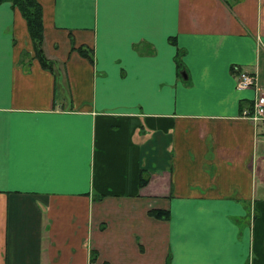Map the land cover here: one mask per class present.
Returning <instances> with one entry per match:
<instances>
[{"label":"crops","instance_id":"crops-1","mask_svg":"<svg viewBox=\"0 0 264 264\" xmlns=\"http://www.w3.org/2000/svg\"><path fill=\"white\" fill-rule=\"evenodd\" d=\"M38 2L52 70L0 2V264H264V0Z\"/></svg>","mask_w":264,"mask_h":264},{"label":"trees","instance_id":"trees-1","mask_svg":"<svg viewBox=\"0 0 264 264\" xmlns=\"http://www.w3.org/2000/svg\"><path fill=\"white\" fill-rule=\"evenodd\" d=\"M1 1H8L12 6L16 7L19 11L20 15L25 21L26 30L31 42L32 48V55L37 59L39 64L48 70H52V60L47 58L42 49V12H41V5L38 0H0ZM80 53H84V55L90 56L86 54L81 47H78ZM144 180H140L139 183H143ZM149 214L156 216V217H167L166 210L160 209H151L148 211ZM95 258V254L92 252L89 257V262H92ZM106 264V263H104Z\"/></svg>","mask_w":264,"mask_h":264},{"label":"built area","instance_id":"built-area-1","mask_svg":"<svg viewBox=\"0 0 264 264\" xmlns=\"http://www.w3.org/2000/svg\"><path fill=\"white\" fill-rule=\"evenodd\" d=\"M234 86L236 89L251 88L253 95L248 108H243L241 115L249 118L254 123L262 122V135L264 136V87L256 82L254 72L244 69L236 70L234 74Z\"/></svg>","mask_w":264,"mask_h":264}]
</instances>
